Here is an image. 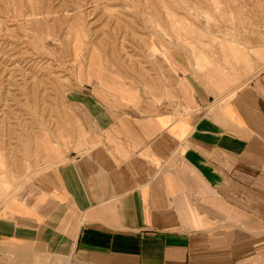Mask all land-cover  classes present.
Here are the masks:
<instances>
[{
  "label": "crops",
  "instance_id": "obj_1",
  "mask_svg": "<svg viewBox=\"0 0 264 264\" xmlns=\"http://www.w3.org/2000/svg\"><path fill=\"white\" fill-rule=\"evenodd\" d=\"M168 58L161 96L88 98L80 152L3 200L0 264H264V71L215 94Z\"/></svg>",
  "mask_w": 264,
  "mask_h": 264
},
{
  "label": "rangeland",
  "instance_id": "obj_2",
  "mask_svg": "<svg viewBox=\"0 0 264 264\" xmlns=\"http://www.w3.org/2000/svg\"><path fill=\"white\" fill-rule=\"evenodd\" d=\"M160 53L232 95L264 71V0H0V205L80 152L88 98L161 96Z\"/></svg>",
  "mask_w": 264,
  "mask_h": 264
},
{
  "label": "bare ground",
  "instance_id": "obj_3",
  "mask_svg": "<svg viewBox=\"0 0 264 264\" xmlns=\"http://www.w3.org/2000/svg\"><path fill=\"white\" fill-rule=\"evenodd\" d=\"M153 54H154L155 56H157V55H156V54H157V51H156V50H154ZM155 58H156V57H155ZM156 61H157V62H158V64H159V62H160L159 58H158V60L156 59Z\"/></svg>",
  "mask_w": 264,
  "mask_h": 264
}]
</instances>
